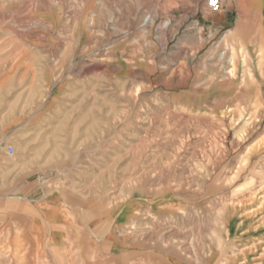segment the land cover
<instances>
[{
  "label": "rangeland",
  "instance_id": "rangeland-1",
  "mask_svg": "<svg viewBox=\"0 0 264 264\" xmlns=\"http://www.w3.org/2000/svg\"><path fill=\"white\" fill-rule=\"evenodd\" d=\"M203 11L0 0V166L87 202L146 200L163 235L177 222L211 250L264 226V63L195 31Z\"/></svg>",
  "mask_w": 264,
  "mask_h": 264
},
{
  "label": "crops",
  "instance_id": "crops-1",
  "mask_svg": "<svg viewBox=\"0 0 264 264\" xmlns=\"http://www.w3.org/2000/svg\"><path fill=\"white\" fill-rule=\"evenodd\" d=\"M222 6L199 14L195 31L219 35L225 51L258 54L264 63V0ZM2 170L0 264H264V226L255 229L247 219L224 248L211 250L196 246L193 232H179L177 222L163 235L157 208L146 200L116 207L87 202Z\"/></svg>",
  "mask_w": 264,
  "mask_h": 264
},
{
  "label": "built area",
  "instance_id": "built-area-1",
  "mask_svg": "<svg viewBox=\"0 0 264 264\" xmlns=\"http://www.w3.org/2000/svg\"><path fill=\"white\" fill-rule=\"evenodd\" d=\"M224 0H206L207 7L211 12H219L222 9ZM10 155H14L15 151L12 147L8 148Z\"/></svg>",
  "mask_w": 264,
  "mask_h": 264
}]
</instances>
